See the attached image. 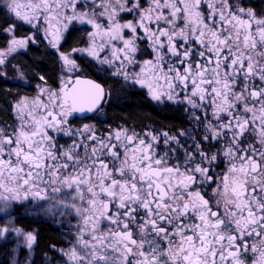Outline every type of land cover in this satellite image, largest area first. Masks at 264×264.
<instances>
[{"label": "snow or ice", "instance_id": "1", "mask_svg": "<svg viewBox=\"0 0 264 264\" xmlns=\"http://www.w3.org/2000/svg\"><path fill=\"white\" fill-rule=\"evenodd\" d=\"M5 3L6 19L32 24L43 17L54 47L73 20L91 25L89 46L73 51L86 52L101 66L119 62L112 75L133 78L155 100H174L180 88L194 109L211 107L217 124L206 125L210 135L202 140L219 144L227 139L223 156L228 167L214 180L201 164L211 165L217 154L197 145L201 164L182 171L179 164L169 166L165 157L157 158L152 142L127 130L114 133L116 143L112 135L91 134L86 139L93 146L81 140L61 150L49 131H63L72 112L94 110L105 94L100 84L77 79L64 82L59 92L40 88L35 98L21 97L14 105L18 124L11 130L0 127V200H46L49 190L74 191L72 199L80 206L70 207L82 225L75 245L61 250L66 264H264V15L230 0H148L147 7L141 0H93L91 13H77V0ZM69 7L72 15L64 11ZM121 12H136L138 18L121 23ZM15 29V23L0 29L12 35L0 50V65L32 39L16 38ZM142 39L150 41L155 56L130 77L125 65L136 63V42ZM109 47L110 57L101 59ZM165 55L176 59L167 69ZM61 59L75 67L69 55ZM45 93L47 101L41 98ZM83 132H91L90 127L85 125ZM164 135L165 143L175 139ZM197 175L201 186L217 185L214 203L193 190ZM10 231L23 236L29 250L23 264H35V235L3 227L0 236Z\"/></svg>", "mask_w": 264, "mask_h": 264}, {"label": "flooded vegetation", "instance_id": "2", "mask_svg": "<svg viewBox=\"0 0 264 264\" xmlns=\"http://www.w3.org/2000/svg\"><path fill=\"white\" fill-rule=\"evenodd\" d=\"M262 1L264 0H253L252 4L249 5L246 0H230V3H238L245 8H252L258 15H264L262 9L264 2ZM255 2H262V7L260 8L255 5ZM141 4L143 7H147L148 0H141ZM201 11L207 14L206 4L202 5ZM127 16L135 21L138 18V13H128ZM39 21H33L32 24L35 27L29 28V26H25L27 29L32 30L27 34L29 37L35 36L38 38V33H42L41 28L36 27ZM179 26L182 27L183 25L180 24ZM26 28L22 29V27H18L15 30L16 32L20 30L28 32ZM35 29L37 30V34L33 31ZM26 37L19 36V39ZM7 43L4 46H0V50L5 49ZM136 43L138 46V52L135 56L136 63L128 64L124 69L130 77H135L141 71L140 65L144 60L153 59L155 56L149 40H137ZM48 44L49 42L44 45L47 46ZM82 44H84V41L80 45L70 46L65 39L62 46L63 52H71ZM32 47L42 48L44 46L32 44L28 48V51L17 49L6 57L3 65H0V127L7 126L11 130V126L18 124L14 113V105L21 97H28L31 100L39 95L40 88L59 92L60 88L64 86V82L75 81L77 78H88L104 86V99L97 110L92 113H88L90 111L87 110L72 112L67 117V123L63 126V131H49L55 144L61 150L67 149L73 142L80 143L81 140L88 144L89 147L93 146L94 142L86 139L91 134H95V136L102 139L112 135V143H116L114 133L127 130L129 135L135 132L140 138L152 142L157 158L165 157L169 166L179 164L183 171L185 168L191 169L197 164H201V157L197 154V145H199L202 151L217 154V160L212 162L211 165L207 162L201 164V166L209 168V175L213 176L214 180L218 181L220 176L227 170L228 161L223 156V148L227 143V139L221 138L219 144L215 140L208 142L202 140L203 136L210 135L206 125L209 122L213 125L217 124L216 119L211 114V107L194 109L184 100L185 93L180 88L176 89L179 95L174 100H168L167 97L155 100L150 95L148 88L135 83L133 78L125 80L123 76H114L112 75L114 71L104 69L92 59L85 60L79 56L75 60V67L65 65L64 62L61 64L57 56L58 54L53 49H50V54L55 58L57 64L56 72L47 69L42 71L30 69L27 64L28 61L23 60L22 57ZM173 63H176L175 57L165 55V69H167L169 64ZM117 67L118 65L116 64L115 68ZM101 68L104 70H101ZM41 77L44 79L41 80ZM237 91H239V88ZM124 95H129L133 99L139 96L145 100L143 102L147 106L141 109L137 107L135 109V106H129L127 109L116 106L118 99L124 97ZM41 98L47 101V93ZM197 103H200V101L197 100ZM136 110L148 111L151 115L147 117L135 116ZM127 111L132 112V114H128L127 116L120 114ZM205 112H207V118H205ZM197 117L199 118L198 120L196 119ZM85 125L90 127L91 132H83ZM148 133H151L158 139L151 141V137L147 135ZM165 133H167V137H175V139H168V142L165 143ZM79 151L83 155L84 149L81 148ZM120 152L121 154L123 153L122 148ZM108 159L110 160V158ZM197 182L193 190H200L206 193L205 198L209 199L210 203H214L216 197L213 196V189L217 185L211 182H203L201 186V178L198 175ZM73 196H75L74 191L62 189L58 193H52L49 190L46 200H38L31 197L21 201L5 202L1 200V207H3V217L1 220L5 222L6 220L14 219V226L17 229H21L25 233H33L37 241L40 237V225L54 227L56 220H58L60 222L57 224H61L63 227L62 236L66 239V251H68L75 245L82 225L81 217L70 207L73 203L80 206L79 200H73ZM65 205H68V207H65ZM112 210L115 211V209ZM213 210L216 209L213 208ZM106 226V222L101 225L102 229ZM253 242L255 241H249V243Z\"/></svg>", "mask_w": 264, "mask_h": 264}, {"label": "rangeland", "instance_id": "3", "mask_svg": "<svg viewBox=\"0 0 264 264\" xmlns=\"http://www.w3.org/2000/svg\"><path fill=\"white\" fill-rule=\"evenodd\" d=\"M246 1H247L248 5L252 4V2H253V0H246ZM19 2L20 3H27V0H19ZM96 3H99V0H96ZM129 6H131V5L129 4ZM93 8H94L93 0H77V4H76V12L77 13L83 12V11H88L91 13ZM95 10H96L97 14L100 11V9H98V8H96ZM64 11L68 15L73 14L71 7H69L68 9H65ZM127 14H128V12H121L120 13L121 23L127 22L128 20H133L132 18L127 16ZM41 19H43V17ZM41 19L38 22V25L36 27L41 28L42 33H38V35H39L38 38H36L35 36H30V37H32V39L28 41L27 45L25 47L19 48V49H21L23 51H28V48L32 44L41 46L42 42H44V44L45 43L47 44L49 42V44L47 45L48 48L51 50L53 49L56 52V54H58L57 56H58V59L60 60L61 64L63 63V60L61 59V54H66V55H69L70 59H72L74 61L76 59H78L77 56H79L80 58H83L85 60L92 59L94 62H96L99 65V62L96 59H94L93 57L89 56L86 52L73 51L72 50L71 52L65 53V52H63V48H62L65 39L67 41L69 34L73 31L74 28H77V34L83 35L82 37L84 40V44L77 47L76 49L87 48L89 46L88 33L92 31L91 25H88L86 23H80L77 20H73L68 25L67 31L64 33V38L60 41V43L56 47H54L52 45V43H50L51 36L46 34V31H45L47 25L44 22V20H41ZM14 20H15V18H14ZM15 21H16V25L23 24V26H29V28L35 27V25H33V24H29L26 22L23 23V21H17V20H15ZM100 22L106 24V20L101 19ZM133 22H135V21L133 20ZM29 28L28 29L26 28V29L28 30V32H31L32 30ZM33 31L35 33L37 32L36 29ZM139 31L140 30L138 29V33H139ZM8 35H9V41H10L12 39V35L11 34H8ZM26 36H27L26 38L29 37L28 35H26ZM129 36H130V33L127 30H125V38H128ZM15 37L19 39V36L16 35V30H15ZM23 37H25V36H23ZM142 40H146V39H142ZM119 46H122V45L117 43V47H119ZM110 52H111L110 47L106 48L100 54L101 59L106 57V56L110 57ZM116 64L119 67V62ZM127 65H125V66H127ZM99 66H101V65H99ZM101 67H103L104 69L109 70V71H114V72L116 71L115 65L111 66V67L108 65H103ZM73 72H75V71H73ZM2 209H3V207H1V200H0V228L8 227L9 229H17L14 226V223H15L14 219H9V220H6L5 222L3 220H1L3 217V210ZM23 239H24L23 236H17L14 231H10L9 233H6L5 235L0 236V264H17L18 260L21 262V264H23L24 254L27 251H29L26 247L23 246ZM36 244H37V240H35L31 252H33V250L35 249ZM66 247L64 249L63 248L58 249L61 258L58 261H53L51 264H66L67 258L62 257V255H61V250L66 251Z\"/></svg>", "mask_w": 264, "mask_h": 264}, {"label": "trees", "instance_id": "4", "mask_svg": "<svg viewBox=\"0 0 264 264\" xmlns=\"http://www.w3.org/2000/svg\"><path fill=\"white\" fill-rule=\"evenodd\" d=\"M262 2H255V5L261 8ZM262 9L264 11V7H262ZM6 14L7 7L5 0H0V29L6 28L9 24L14 23V19H6ZM20 27H22V29H25V26L23 25H20ZM28 33L29 32L22 30L16 32L18 36H26ZM8 41L9 35L0 30V46H4ZM83 41V37L77 34V28L73 29L67 39V42L70 44V46L80 45L81 43H83ZM41 46L44 47H32L29 52L22 57V59L28 61L27 64L30 69H35L38 71L47 69L56 72L57 64L54 56L50 54V49L44 45V42H42ZM143 101L145 100L141 99L139 96H136V98L133 99L129 95H124V97H120L118 99L116 106H119L123 109H127L129 106H135V109L136 107L138 109H141L142 107L147 106ZM135 113V116L141 117H147L151 115L148 111L136 110ZM120 114L122 116H127L128 114H132V112L127 111L121 112ZM58 222L60 221L56 220L54 227L48 225H40V237L37 241L35 249L32 252V259L35 261V264H51L53 261H58L61 258L58 249H64L66 247V239L62 236L63 227L61 224H57Z\"/></svg>", "mask_w": 264, "mask_h": 264}, {"label": "water", "instance_id": "5", "mask_svg": "<svg viewBox=\"0 0 264 264\" xmlns=\"http://www.w3.org/2000/svg\"><path fill=\"white\" fill-rule=\"evenodd\" d=\"M77 79L94 81V80H92V79H88V78H77ZM77 79H76V80H77ZM94 82H96V81H94ZM96 83H98V82H96ZM98 84H100V83H98ZM100 85L104 88V86H103L102 84H100ZM104 93H105V88H104ZM104 96H105V94H104ZM104 96H103L102 99L100 100V102H99V104L97 105V107H96L94 110H92V111H90V112H88V113H92L93 111H96V110H97V108L99 107V105H100L101 102L103 101Z\"/></svg>", "mask_w": 264, "mask_h": 264}, {"label": "bare ground", "instance_id": "6", "mask_svg": "<svg viewBox=\"0 0 264 264\" xmlns=\"http://www.w3.org/2000/svg\"><path fill=\"white\" fill-rule=\"evenodd\" d=\"M14 19V18H13ZM14 23L16 24V21L14 20ZM20 25H22V24H18V25H16V28H18V27H20Z\"/></svg>", "mask_w": 264, "mask_h": 264}]
</instances>
